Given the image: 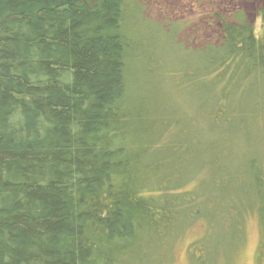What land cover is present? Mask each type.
<instances>
[{
    "label": "trees",
    "instance_id": "obj_1",
    "mask_svg": "<svg viewBox=\"0 0 264 264\" xmlns=\"http://www.w3.org/2000/svg\"><path fill=\"white\" fill-rule=\"evenodd\" d=\"M217 18L191 48L138 0H0V264H173L200 222L189 262L235 264L253 216L264 264V28Z\"/></svg>",
    "mask_w": 264,
    "mask_h": 264
},
{
    "label": "rangeland",
    "instance_id": "obj_2",
    "mask_svg": "<svg viewBox=\"0 0 264 264\" xmlns=\"http://www.w3.org/2000/svg\"><path fill=\"white\" fill-rule=\"evenodd\" d=\"M144 7L150 19L160 23L178 25V41L191 48H199L208 44H218L221 40V25L217 18L220 14L228 18L236 12L245 14L248 22L254 25L256 34L262 36L264 26V0H138ZM205 85L202 87L204 90ZM186 96H191L187 92ZM245 243L234 259L235 264H257L259 246V223L257 217H249L245 223ZM206 233V225L200 222L192 228L175 248L173 264H200L192 257L189 262L191 245L199 242ZM232 246L225 245L228 251ZM217 248H220L219 246ZM223 249L224 254H226ZM214 251L204 254L206 264H221L220 255ZM197 252V251H196ZM210 253V254H209ZM203 251L195 253V258ZM209 254V255H208ZM208 255V256H207ZM196 260V259H195Z\"/></svg>",
    "mask_w": 264,
    "mask_h": 264
}]
</instances>
